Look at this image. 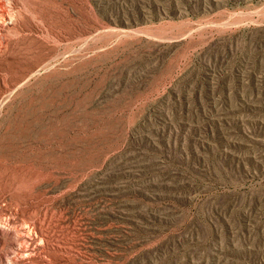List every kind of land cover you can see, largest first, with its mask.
<instances>
[{"label": "rangeland", "instance_id": "1", "mask_svg": "<svg viewBox=\"0 0 264 264\" xmlns=\"http://www.w3.org/2000/svg\"><path fill=\"white\" fill-rule=\"evenodd\" d=\"M4 1L12 264H264V0Z\"/></svg>", "mask_w": 264, "mask_h": 264}, {"label": "bare ground", "instance_id": "2", "mask_svg": "<svg viewBox=\"0 0 264 264\" xmlns=\"http://www.w3.org/2000/svg\"><path fill=\"white\" fill-rule=\"evenodd\" d=\"M7 5H8V3L6 1L0 0V30L2 29V25L6 24L7 22L12 21V17H11V14H10L8 8H7ZM12 231H11V233H9L10 231L8 232V234L11 235V237H9L11 240L9 239V242L7 241L8 242V246H7L8 248L5 250H3V249L1 250V248H0V263H3V264L4 263L12 264V260H13V258L16 257V254L19 253V251H21L23 248H27V247H25L23 242H21L19 239L20 236H24V235H22L23 233L21 232L22 234H20V233H17V231H15V232L14 231L12 232ZM4 237H5V235H4ZM6 239L8 240V238H5V240ZM4 243L6 244V242L4 241V238H2V236L0 234V244L3 245Z\"/></svg>", "mask_w": 264, "mask_h": 264}]
</instances>
